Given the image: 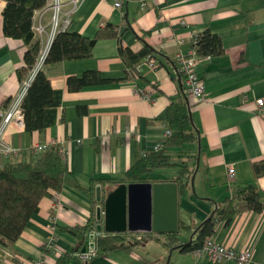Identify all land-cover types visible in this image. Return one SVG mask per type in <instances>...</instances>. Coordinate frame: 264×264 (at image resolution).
Instances as JSON below:
<instances>
[{"label":"crops","instance_id":"1","mask_svg":"<svg viewBox=\"0 0 264 264\" xmlns=\"http://www.w3.org/2000/svg\"><path fill=\"white\" fill-rule=\"evenodd\" d=\"M140 2L126 0L115 8L112 0H77L67 30L91 37L104 23L116 24L123 46L136 50L142 38L155 50L152 65L143 59L137 70L128 69L117 53V39L98 38L90 56L43 64L41 70L51 87L61 90L52 125L26 130L23 123H10L4 129L3 139L18 152L0 155V164L27 158L34 143L54 142L53 146H58L62 141L69 173L57 191L58 202L53 198L55 190H49L17 237L0 244L1 264H25V258L54 264L57 253L70 250L76 242L69 230L75 224L91 221L94 226L87 233L83 250L91 242L94 245V233L105 234L102 227L95 228L102 218L96 219L95 207L102 210L105 193L123 181L118 179L124 171L137 157L152 151L154 142L162 137L167 128L165 106L171 96L180 95L182 84L174 56L187 52L192 36L204 28L220 37L223 51L201 56L195 65L205 92L204 99L198 101L186 96L196 140L186 142L184 150L168 148L172 159L193 168L190 184L176 196L177 225L193 227L214 204L224 205L230 186L253 183L262 191L261 210L247 209L236 199L232 217L227 222L218 221L211 235L223 245L249 249L248 264H264V172L255 173L253 167L254 161L264 165V110H256L254 102L264 96V0H143V6ZM3 6L4 0H0V106L27 74L20 79L16 73L23 66L25 45L21 39L2 33ZM48 17L47 10L40 17L44 25L40 45L46 39ZM85 70H97L110 81L68 90L66 78ZM136 87L148 90L149 98L136 93ZM229 167L233 170L230 182ZM173 171L156 169L147 180H168L166 176ZM153 172L163 174L152 178ZM96 186L101 189L99 198ZM51 219L56 240L53 250L42 251ZM120 233L125 244L133 242L132 233L146 235L127 248L98 251L86 260L73 253L69 264H235L232 260L213 263L205 255L169 249L156 239H164L162 233ZM189 236V230L181 228L177 237L186 240Z\"/></svg>","mask_w":264,"mask_h":264},{"label":"trees","instance_id":"2","mask_svg":"<svg viewBox=\"0 0 264 264\" xmlns=\"http://www.w3.org/2000/svg\"><path fill=\"white\" fill-rule=\"evenodd\" d=\"M45 0H4L1 10V27L5 36L19 38L25 45L23 51V66L16 69L20 79L32 66L39 50V39L31 29L32 14L43 5ZM114 37L117 39V53L125 66L137 70L136 64L143 59L153 57L155 50L142 38V45L136 50L123 46L117 34V25L104 23L93 36H83L75 31L60 30L53 36L44 62H54L63 59H75L90 56L96 39ZM191 44L195 52L201 56H214L222 53L220 37L209 28H204L194 35ZM97 70H85L79 76L70 75L66 78V88L77 90L84 85L109 82ZM61 90L51 87L42 70H38L30 80L21 101L23 127L26 130H42L52 125L56 120L55 108L59 105ZM79 111L83 107H78ZM164 120L169 135L164 144L157 150H152L137 157L124 171L120 182L148 181V174L156 169L174 168L165 179L174 181L177 193H181L191 182L193 168L183 160L172 159L168 148L176 147L197 138V129L189 113L186 94L181 84L180 95L171 96L165 106ZM255 173H263L264 165L254 161ZM69 173L66 159L61 155L58 146L30 153L25 159L12 160L0 164V244L13 241L22 230L29 216L37 210L39 199L49 194V190H60L64 176ZM261 190L253 183L230 186V194L224 198V205L214 204L211 212L193 227L179 223L174 232L162 233L164 239L157 237L167 248L179 251H191L199 246L204 236L213 233L216 223L220 220L229 221L236 207L234 200H239L247 209L261 210ZM93 213V212H92ZM93 218V214L91 216ZM191 227V228H190ZM91 221L85 224H75L71 229L77 240L66 252L57 253L54 264H69L73 253L80 252L87 240V233L93 230ZM181 228L187 229L190 236L179 240ZM96 232V231H95ZM133 242H123L121 233H94V254L98 251H109L117 248H127L132 243L142 240L145 235L136 238L130 234ZM124 243V245H122ZM42 251L53 250L52 246L43 243ZM92 255V256H93ZM2 252L0 250V264Z\"/></svg>","mask_w":264,"mask_h":264},{"label":"built area","instance_id":"3","mask_svg":"<svg viewBox=\"0 0 264 264\" xmlns=\"http://www.w3.org/2000/svg\"><path fill=\"white\" fill-rule=\"evenodd\" d=\"M77 0H45L44 4L35 9L32 14L31 29L33 34L38 39L41 38V34L44 32V25L40 22V17L44 11H49V17L47 20L48 31L46 39L39 46V50L36 54L35 60L26 72V76L21 80L17 90L7 98L6 102L0 106V155L7 156L10 154H17L18 148L5 142L3 139V131L10 123L22 124V111L21 101L26 88L32 79L33 75L42 68L44 59L46 57L50 42L57 31L65 30L70 22V14L73 10ZM126 0H112V4L115 8H120ZM69 4L66 9H63V5ZM140 5L143 6L144 2L141 0ZM194 35L191 38V44L194 42ZM40 43V42H39ZM201 58L195 52L194 47L191 45L190 49L185 53L177 52L174 56V61L177 64V72L181 76L182 84L186 96L193 98L194 100H202L205 97L203 88V82L201 77L196 73L195 65ZM145 60V59H144ZM152 65V58L146 59ZM139 62L136 64L138 67ZM136 93L144 98H149V91L136 87ZM255 109L258 111L264 110V96H259L254 99ZM169 135V130L166 128L163 131V135L160 139L156 140L152 146V150L161 148L164 144L165 138ZM54 142H39L34 143L30 147L32 153L41 152L50 146H53ZM59 142L58 148L62 156L65 155V147ZM233 175L232 168H227V179L230 182ZM58 192L55 190L53 198L56 202ZM49 236L47 239L48 246H52L56 240L52 230L54 228V221L51 219L48 225ZM136 238H140L141 234L133 233ZM195 256L205 255L213 263H218L224 260H232L235 264H248L251 258V252L247 248L235 249L217 242L212 235H206L202 238L199 246L191 250ZM84 260L90 258L94 253L93 244L86 249H82L80 252H76ZM25 264H42V259H23Z\"/></svg>","mask_w":264,"mask_h":264},{"label":"water","instance_id":"4","mask_svg":"<svg viewBox=\"0 0 264 264\" xmlns=\"http://www.w3.org/2000/svg\"><path fill=\"white\" fill-rule=\"evenodd\" d=\"M96 196L101 191L95 188ZM176 184L171 180L118 182L95 207V225L105 232H174L177 228ZM90 237L92 233L89 234Z\"/></svg>","mask_w":264,"mask_h":264},{"label":"rangeland","instance_id":"5","mask_svg":"<svg viewBox=\"0 0 264 264\" xmlns=\"http://www.w3.org/2000/svg\"><path fill=\"white\" fill-rule=\"evenodd\" d=\"M185 143H182V144L177 145L176 148H179V150H181V148H182L184 150L185 149ZM160 174H163V173H160ZM160 174H157V172H153L151 174V177L152 178H158V177H160Z\"/></svg>","mask_w":264,"mask_h":264}]
</instances>
